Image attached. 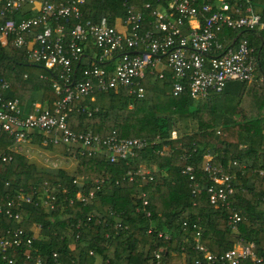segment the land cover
<instances>
[{
  "label": "trees",
  "instance_id": "16d2710c",
  "mask_svg": "<svg viewBox=\"0 0 264 264\" xmlns=\"http://www.w3.org/2000/svg\"><path fill=\"white\" fill-rule=\"evenodd\" d=\"M225 1L231 9L241 7L242 14H246V7L260 15L264 11V0ZM170 2L133 3L134 10L143 17L140 33L149 29L153 11L168 10ZM146 4L149 8H145ZM80 10L83 20L97 22L105 16L111 25L116 17L126 15L123 0H87ZM24 14L32 15L29 11ZM189 29L190 24L185 21L183 34ZM218 39L224 49L234 47L238 39L248 41L257 61L251 82H229L232 89L227 88V83L221 92H210L206 98L194 100L187 91L178 96L172 94V72L166 68L162 78L156 72L146 73L142 81L145 95L141 99L120 90L94 93L72 102L67 125L74 131L157 140L136 157L110 163L101 153L82 156L79 149L70 148L78 161L74 176L61 171H38L24 157L9 150L14 143L12 136L0 133V203L21 190L32 194L45 187L57 197L51 211L30 205L21 208L19 222L0 216V238L9 228L22 229L27 237L33 236L32 228H40L30 250L23 246L8 252L6 260L0 253V264H7V260L33 264L36 256L50 260L53 253L59 255L63 264H227L220 258L240 241L244 246L253 244L257 257L264 256V28H225ZM81 46V58L73 64L76 81L86 66L93 65L91 60L98 64L99 50L92 40ZM106 65L112 68V61L101 64ZM52 78V72L27 63L23 51L13 47L11 41L0 43V80L9 84L7 99L42 92L43 100L52 109L62 98L52 88ZM183 120L194 121L196 130L179 135L177 124ZM4 156L10 157V162L5 163ZM206 157L211 158L212 165L229 169L234 190L228 207H216L209 201L207 188L213 182L203 171ZM232 161L244 168H228ZM187 166L193 167L194 180L201 187L199 193H193V181L182 173ZM138 169L148 172L147 178L128 182L127 173ZM81 177L91 181L107 178L87 205L76 198L77 193L86 195L91 188L89 184L73 183ZM143 200L148 202L146 207L142 206ZM235 212L241 217L236 232L229 224V217ZM197 233L201 245L215 258L212 263L195 250ZM240 264L253 262L242 260Z\"/></svg>",
  "mask_w": 264,
  "mask_h": 264
},
{
  "label": "built area",
  "instance_id": "2783aa9c",
  "mask_svg": "<svg viewBox=\"0 0 264 264\" xmlns=\"http://www.w3.org/2000/svg\"><path fill=\"white\" fill-rule=\"evenodd\" d=\"M86 1L0 0V43L6 45L11 41L13 47L23 51L27 63L40 65L52 72V88L57 95H62L52 109L34 107L33 112L23 116L19 100L5 97L9 90L8 82L0 80V133L12 136L16 143L26 140L31 132H38L45 145L77 148L82 156L101 153L110 163L126 160L155 145L157 140L119 138L115 133L102 137L90 130L74 131L67 125L68 112L72 111L70 105L74 100L90 97L94 93L120 90L141 99L145 95L142 81L146 73L156 72L162 78L166 68L172 72V94L178 96L187 91L194 100L204 99L210 92H221L229 82H251L254 78L257 61L248 41L238 39L234 47L224 49L218 34L225 28H264V11L260 15L246 7V14H242L241 7L231 9L225 0H171L168 10L157 8L153 11L149 29L140 33L143 17L134 10L136 0H123L126 15L123 20L125 31L121 32L105 16L97 22L83 20L80 8ZM245 1L249 3L250 0ZM145 8L149 5L146 4ZM26 11L32 15L24 14ZM71 21L75 24L71 25ZM185 21L190 24L187 34L182 32ZM90 39L99 50L98 64L91 60L93 65L86 66L81 79L76 81L73 64L81 58L84 49L81 44ZM106 61H112V68L101 66ZM78 109L85 111L82 107ZM172 137L175 138L176 134L173 133ZM2 160L8 163L11 158L4 156ZM230 167L243 169L244 165L232 161ZM228 170L212 165L211 158L206 157L203 171L213 182L208 186L207 193L210 203L216 207H228V198L234 190ZM193 172L191 166L182 170L193 181V193H199L201 187L194 180ZM148 175V172L138 169L127 173V181L134 183L136 179L143 180ZM106 180L75 178L74 184L91 185L86 195L77 193V200L83 205L89 204L94 192ZM5 199L4 203H0V216L19 222L21 208L30 205L51 211L55 208L57 197L53 190L45 187L42 192L36 190L32 194L21 190ZM147 205V200H143L142 206ZM147 216H150L149 212ZM240 220L236 212L229 217L234 232ZM33 240L34 237H27L22 229H6L5 236L0 238L1 258L6 260V253L15 252L23 246L29 249ZM194 240L195 250L202 253L209 263L215 261L199 242V233ZM253 248V244L244 246L240 241L220 259L227 264H240L242 260L264 264V256L257 257ZM29 257L26 255V258ZM159 258L160 254H157L156 259ZM7 262L15 264L14 260ZM33 264L63 262L57 253H53L50 260L36 256ZM196 264L201 263L197 261Z\"/></svg>",
  "mask_w": 264,
  "mask_h": 264
},
{
  "label": "crops",
  "instance_id": "0c3cea01",
  "mask_svg": "<svg viewBox=\"0 0 264 264\" xmlns=\"http://www.w3.org/2000/svg\"><path fill=\"white\" fill-rule=\"evenodd\" d=\"M123 20L124 18L122 16L116 17L114 20V25L121 32L125 31ZM227 88L232 89L230 83ZM17 100L20 102L21 114L23 116L33 112L34 107H39L41 109L48 108L47 102L43 100L42 92H27L22 99ZM182 123L187 124L188 127L178 129L180 135L189 134L196 130L197 126L194 121L183 120ZM9 150L24 157L27 162L34 165L38 171L54 173L61 171L70 176L76 174L78 165L76 153L64 145L43 144L41 133L31 132L26 140L18 143H16L14 139V143ZM85 179L91 181V178L85 177ZM39 230V227L32 228V234L34 237L39 235Z\"/></svg>",
  "mask_w": 264,
  "mask_h": 264
},
{
  "label": "rangeland",
  "instance_id": "374dc122",
  "mask_svg": "<svg viewBox=\"0 0 264 264\" xmlns=\"http://www.w3.org/2000/svg\"><path fill=\"white\" fill-rule=\"evenodd\" d=\"M254 79V78H253ZM249 83V82H248ZM187 128L188 126H187V124H183L182 123V121H180L178 124H177V128L176 129H180V128ZM190 128V127H189ZM177 132H178V130H177ZM178 134H179V132H178ZM180 135V134H179Z\"/></svg>",
  "mask_w": 264,
  "mask_h": 264
}]
</instances>
